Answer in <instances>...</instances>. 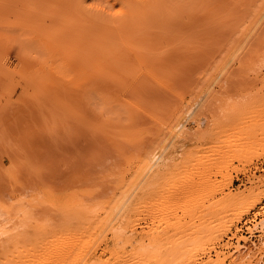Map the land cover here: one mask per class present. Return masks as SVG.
<instances>
[{
  "label": "rangeland",
  "instance_id": "obj_1",
  "mask_svg": "<svg viewBox=\"0 0 264 264\" xmlns=\"http://www.w3.org/2000/svg\"><path fill=\"white\" fill-rule=\"evenodd\" d=\"M263 9L264 0H0V204L29 209L22 231L33 244L72 235L73 244L82 242L77 231L91 227L97 201L102 218L160 153L170 127L183 121L149 174L159 176L154 186L140 185L90 261L122 245L112 227L128 229L145 202L171 185L157 183L175 182L193 164L213 160L199 167L201 188L175 192L164 204L207 196L214 185L243 188L242 171L213 174L230 161L250 162L264 148V17L194 104ZM205 174L212 175L209 186ZM244 204L236 198L231 207ZM38 209L55 219L43 229L33 217ZM87 213L93 217L82 220ZM256 221L234 237L227 263L264 264V226ZM134 238L126 250L137 245Z\"/></svg>",
  "mask_w": 264,
  "mask_h": 264
},
{
  "label": "bare ground",
  "instance_id": "obj_2",
  "mask_svg": "<svg viewBox=\"0 0 264 264\" xmlns=\"http://www.w3.org/2000/svg\"><path fill=\"white\" fill-rule=\"evenodd\" d=\"M263 17L264 9L261 11L256 21L246 27V31L241 37L242 39L239 40L240 42L234 49L232 56L223 63L224 65L221 67L220 73L218 72V74L215 77L213 76L210 80L205 93L201 96V99L194 104V107H196L200 101L202 103V99L209 93L212 85L215 82H218L222 73L228 68V66H230L236 54L241 50L242 46L246 43L250 34L256 29ZM245 119L246 118L241 119L243 121V128L246 127L245 124H247L248 121ZM184 120H186V118ZM183 125L184 121L170 127L169 131L164 136L166 138L165 141L162 139L158 142L161 144L159 146L161 147L160 153L156 157L150 156L151 154L149 155V159L142 165V168L139 167L140 171L136 173L137 176L134 177V180L123 190L122 195L119 196V198L116 197L117 199H114L113 209L105 212L106 215L102 218L99 217L100 215L97 210L99 209V211L102 212L100 209H103V206L101 205L104 204L99 205L98 203L102 202L96 200L98 205V207H96L97 210L94 207V209H92L93 213H96L93 214L95 216L94 219L97 218L95 221L91 220V222H93L91 227H86L87 229L84 231H77L79 236L80 234L85 236V239L79 244L75 245L72 243L76 240L75 235L68 237L64 241L59 239L60 236H56L57 238H55L56 243L53 244L54 246H50L49 244L51 241L47 240L45 242H40L43 244L41 247H38L32 243L34 237L32 236L33 239H31V236L26 232L27 229H25V232H23L24 230L22 231L23 227L29 223L31 218L29 209L25 208L22 211L19 210L16 205L7 206L3 209L0 204V264H233V260H230L228 263L226 262L228 260H226V256L230 252L234 237L240 233V230H242L245 224L248 222L251 224L255 223L254 221H256V217L259 213L262 214L264 212V148H262L259 154H256L254 159H251L250 162L246 163L242 159H238L237 165L233 166L234 163L230 161V163L225 165L223 169L213 174L215 177L214 179H216L217 176L224 177L231 174L232 169L235 172L242 171L246 175V182H242L243 188L238 187L233 190L230 186L214 185L211 187V192L207 196L200 195L197 196L196 199H185V202L176 205L164 204L175 192L185 189L190 195L191 192H195V190L201 188L199 186H201L202 176L199 167L213 161L212 158L198 162L195 165L193 164L186 174L175 182L157 183L158 186L160 185V187L165 190L166 188L164 187H167V184L171 185L167 188L169 190L164 191L161 194L159 193L160 197L157 201H148L145 202L144 206L141 205L142 207L136 213L137 217L129 221L128 229H125L124 226L122 227L120 224L115 229V226L112 227L113 232L111 234L114 235V240L117 239L122 241L123 246L120 244L117 248H114L113 245V248L107 246L105 249H102L100 257H97L98 259L96 258L95 261H90L92 255H94L95 252L98 251V248L101 247V238L106 237L103 235L108 226L112 224L113 220L118 215L125 211L129 202L132 201L130 199L133 198L132 196H134L140 185L144 182V184L147 183L146 185L154 186V182L159 176L158 174H153L150 177L149 174L152 172L151 170L155 167L156 161L159 159L165 148L179 135ZM262 125L264 131V122ZM239 140L243 141L242 137L239 138ZM156 145L152 147L151 151L154 152ZM153 155H155V153ZM205 175L206 176H203L205 180L204 183H207L209 186L213 180L211 178L212 175ZM102 185L104 184L102 183ZM32 197L34 199L33 195ZM236 198L240 200L242 199L245 204L243 206L231 207ZM35 204L33 203V207H35ZM43 205H45L43 209L45 208V210H47V204L45 203ZM72 205L75 206L73 203ZM80 205L78 204V206ZM91 205H93V203ZM91 205L88 204L87 206ZM52 207L53 206L50 208L52 209ZM50 208L48 210H50ZM53 209L52 214L55 211ZM70 209L72 210L73 208ZM38 210L40 211L39 213H37ZM38 210H34L36 211L34 212L35 214L33 212L30 213L32 216L34 214L33 217L37 219L36 223H43L40 225L38 224L37 226L35 225L36 228L39 227L40 229V227L42 228V225H45L44 222H48L49 220L42 217L45 214V210L43 211V215L41 213L42 209ZM73 210L76 211L75 209ZM79 210L82 212L85 208H80ZM144 212H147L148 215H143L145 214ZM85 217L91 216H88L87 213V216H83V219L81 217L78 219L84 220ZM249 218H253V220L251 219L250 221ZM54 220L55 219L53 218L51 222ZM51 222L49 224H51ZM258 224V229L262 230L264 219L258 222ZM246 228H248V226ZM136 236H139V240H136L138 241L137 245L135 247L133 246L134 248L130 246L132 249L126 250L127 244L130 242L132 243ZM105 241H107V239ZM115 241H113L114 244ZM260 253L261 252H257V255ZM103 256H105V258H103ZM251 257H255V255H252ZM243 262L244 261H241L242 264H245ZM258 264H261L260 261Z\"/></svg>",
  "mask_w": 264,
  "mask_h": 264
}]
</instances>
